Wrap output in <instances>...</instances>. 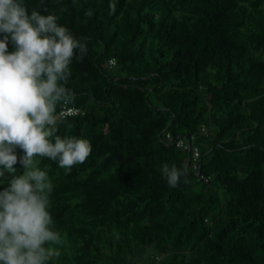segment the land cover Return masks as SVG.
I'll use <instances>...</instances> for the list:
<instances>
[{"label": "trees", "instance_id": "16d2710c", "mask_svg": "<svg viewBox=\"0 0 264 264\" xmlns=\"http://www.w3.org/2000/svg\"><path fill=\"white\" fill-rule=\"evenodd\" d=\"M23 4L86 47L65 85L84 112L58 118L56 134L91 153L71 169L34 158L62 241L47 264H264V0ZM183 135L209 182L176 147ZM164 164L185 170L177 187Z\"/></svg>", "mask_w": 264, "mask_h": 264}, {"label": "clouds", "instance_id": "9594fccd", "mask_svg": "<svg viewBox=\"0 0 264 264\" xmlns=\"http://www.w3.org/2000/svg\"><path fill=\"white\" fill-rule=\"evenodd\" d=\"M0 178L8 187L0 191V264H47L59 253L46 245L60 244L47 210L53 185L35 157L58 162L71 169L91 153L88 140L57 135V104L72 102L65 86L69 65L86 53L53 14L30 13L23 0H0ZM14 51H8V41ZM23 150L18 175L15 148ZM170 187H177L183 168L163 165ZM0 179V183H4Z\"/></svg>", "mask_w": 264, "mask_h": 264}, {"label": "built area", "instance_id": "2783aa9c", "mask_svg": "<svg viewBox=\"0 0 264 264\" xmlns=\"http://www.w3.org/2000/svg\"><path fill=\"white\" fill-rule=\"evenodd\" d=\"M114 60H110V64H113ZM84 111L81 107L63 105L62 108L56 113L58 118H64L67 116H75L82 114ZM166 137H170L166 133ZM176 147L183 150L188 154V162H190L191 170L194 172L198 180L203 182H209L210 176L200 173V157H201V147L197 142V137L195 135H183L177 137L175 140Z\"/></svg>", "mask_w": 264, "mask_h": 264}]
</instances>
